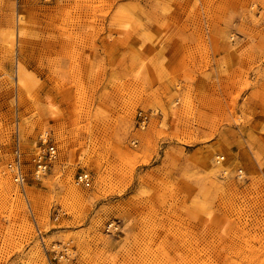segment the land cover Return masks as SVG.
I'll list each match as a JSON object with an SVG mask.
<instances>
[{"label": "rangeland", "instance_id": "rangeland-1", "mask_svg": "<svg viewBox=\"0 0 264 264\" xmlns=\"http://www.w3.org/2000/svg\"><path fill=\"white\" fill-rule=\"evenodd\" d=\"M0 146V264H264V0H0Z\"/></svg>", "mask_w": 264, "mask_h": 264}, {"label": "built area", "instance_id": "built-area-1", "mask_svg": "<svg viewBox=\"0 0 264 264\" xmlns=\"http://www.w3.org/2000/svg\"><path fill=\"white\" fill-rule=\"evenodd\" d=\"M145 120V116L143 117ZM38 141L42 146L40 152H38L33 159V169L31 171L33 178L37 179L45 175L50 170V165L53 160L56 159L57 150L52 142L51 136L48 131L42 132L38 136ZM3 147L0 146V157L4 154ZM10 160L6 163V170L11 174L13 182L16 183L23 193H25L24 186L27 181L24 152L22 150L20 137L18 131H14L13 142L10 150ZM240 172V171H239ZM240 176V174H237ZM76 184L83 187H89L92 183V176L89 172L81 171L75 176ZM115 229L110 223L108 224V230Z\"/></svg>", "mask_w": 264, "mask_h": 264}, {"label": "bare ground", "instance_id": "bare-ground-1", "mask_svg": "<svg viewBox=\"0 0 264 264\" xmlns=\"http://www.w3.org/2000/svg\"><path fill=\"white\" fill-rule=\"evenodd\" d=\"M224 168H225V164H221L220 162H218V164L212 166V170L222 169V171H223Z\"/></svg>", "mask_w": 264, "mask_h": 264}]
</instances>
